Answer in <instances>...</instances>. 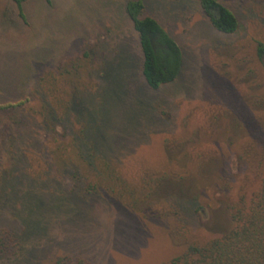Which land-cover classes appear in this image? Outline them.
I'll return each instance as SVG.
<instances>
[{
    "label": "rangeland",
    "instance_id": "374dc122",
    "mask_svg": "<svg viewBox=\"0 0 264 264\" xmlns=\"http://www.w3.org/2000/svg\"><path fill=\"white\" fill-rule=\"evenodd\" d=\"M143 1L142 17L157 20L182 52L178 77L157 90L142 76L132 22L113 4L84 20L68 51L0 59V103L30 96L10 116L0 109V201H12L0 209V230L18 237L28 220L36 223L2 264H24L30 253L27 264H52L62 255L91 264H162L228 231L230 207L259 191L264 58L256 44H264V0H218L237 18L233 34L215 30L199 0ZM35 75L43 76L39 84ZM21 85L28 89L13 90ZM74 91L80 109L49 130L67 138L85 126L82 143L110 154V167L102 166L109 182L98 175L97 193L79 207L57 198L72 183L39 124L43 103L63 118ZM10 173L26 177L14 202L1 195ZM29 190L49 203L36 219L19 214Z\"/></svg>",
    "mask_w": 264,
    "mask_h": 264
},
{
    "label": "trees",
    "instance_id": "16d2710c",
    "mask_svg": "<svg viewBox=\"0 0 264 264\" xmlns=\"http://www.w3.org/2000/svg\"><path fill=\"white\" fill-rule=\"evenodd\" d=\"M12 1L17 5L18 10L21 11V5L26 0ZM199 5L215 30L224 34H233L238 30L239 25L234 13L218 0H199ZM144 9L143 0H132L127 3L125 12L132 22L133 30L137 33L142 55V76L150 89L157 90L162 85L171 83L178 77L183 60L182 52L177 43L157 20L152 17H142ZM20 16L23 18L21 14ZM256 54L259 60L264 58L263 43L258 42L256 44ZM102 75L105 76L104 73ZM42 79L43 76L37 77L35 75L33 81H35V84H39ZM78 94L77 91L73 92L63 118H56L50 105L43 103L41 122L39 124H41L40 128L48 131L49 135L52 136V140L55 141L54 151L59 152L61 156L58 160L63 159L62 164L57 168L60 172L65 171L72 183L69 192L64 195L56 194L57 198L60 201H72L75 205L81 202L78 205L79 207L85 205L84 202L87 203L90 197L97 193L95 188L97 187L96 184L99 176L104 177L102 179L104 183L109 182L105 178L107 171L102 166L110 167L108 162L110 161L108 158L110 154L97 151L90 144L82 143L85 126L81 128L78 134H71L67 138L60 133L54 132L52 129L49 130V124L54 123V121H61L62 125L63 122L67 121L68 113L72 112V109L76 107L80 109V106L74 103ZM29 99L30 96L28 94L25 95L24 100L23 96L14 99L18 101L16 103H12L13 100L10 99H4L0 103V109H15L17 106H23ZM75 115L77 119L82 116L79 110L78 114ZM74 121L70 122L71 128L78 122L76 118ZM35 122L37 123L36 120ZM59 171L58 173L61 174ZM23 178L26 179L25 176L19 175L18 177L15 173H10L9 176L5 175L4 181L9 187L8 189L7 187L2 189L1 195H14L12 198L13 202L18 201L20 193L17 194L15 190L18 185H21ZM112 192L115 195V191L112 190ZM23 197V203L20 205L22 209L19 211L21 216L25 214L28 218L36 219L34 218L35 216L37 217L47 212L49 206L48 200L36 196L30 190L25 191ZM32 198L33 203L29 204L26 202V199L30 200ZM34 199L38 202H35ZM10 203H12L11 199L0 201V209L4 210L6 205H11ZM39 203L43 206L45 205L46 209L40 211ZM12 206L11 208L13 209ZM78 211L76 210V212ZM230 218L232 223L231 228L220 237L210 240L202 246L190 245L182 254L162 264H264V180L259 191L249 203L244 202L242 199L230 207ZM28 221L25 223L26 228L29 227L26 230L27 232L36 226L35 222L31 221L30 224ZM27 232H23L24 235H17L18 237H16L7 229L0 230V264L4 260H9L15 254L18 244L23 237L27 236ZM28 255L31 258V253ZM28 260L25 258L24 264H27ZM15 264L20 263L16 262ZM52 264L91 263L79 257L62 255L58 256Z\"/></svg>",
    "mask_w": 264,
    "mask_h": 264
},
{
    "label": "crops",
    "instance_id": "0c3cea01",
    "mask_svg": "<svg viewBox=\"0 0 264 264\" xmlns=\"http://www.w3.org/2000/svg\"><path fill=\"white\" fill-rule=\"evenodd\" d=\"M129 1L26 0L21 11L12 0L0 1V59L14 54H39L45 59L68 51L86 18L111 9L112 4L120 16L128 18L125 10ZM23 89L21 85L13 90ZM3 111L10 116L12 110Z\"/></svg>",
    "mask_w": 264,
    "mask_h": 264
}]
</instances>
